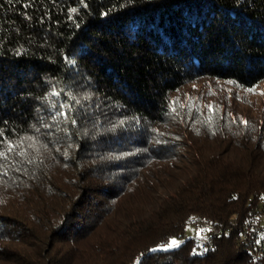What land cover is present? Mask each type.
<instances>
[{
	"label": "trees",
	"instance_id": "1",
	"mask_svg": "<svg viewBox=\"0 0 264 264\" xmlns=\"http://www.w3.org/2000/svg\"><path fill=\"white\" fill-rule=\"evenodd\" d=\"M201 79L264 83V0H0V264H264V108Z\"/></svg>",
	"mask_w": 264,
	"mask_h": 264
},
{
	"label": "rangeland",
	"instance_id": "2",
	"mask_svg": "<svg viewBox=\"0 0 264 264\" xmlns=\"http://www.w3.org/2000/svg\"><path fill=\"white\" fill-rule=\"evenodd\" d=\"M253 91L244 90L232 86L228 83L217 82L209 79H201L193 84L185 86L179 93V97L187 100H216L219 103L224 99H228L230 108L235 106L246 108L249 105H254L258 110L264 108V83L252 88ZM255 232L258 237L261 236V230L264 231V207L258 210L256 216ZM257 226L261 229L258 230ZM206 230V229H205ZM204 231V230H203ZM207 232V231H205ZM255 236V233L254 235ZM205 235L202 231L196 228L193 224H189L186 228L185 234L182 238H175L180 245L187 239H202ZM256 242L257 237L253 238Z\"/></svg>",
	"mask_w": 264,
	"mask_h": 264
},
{
	"label": "built area",
	"instance_id": "3",
	"mask_svg": "<svg viewBox=\"0 0 264 264\" xmlns=\"http://www.w3.org/2000/svg\"><path fill=\"white\" fill-rule=\"evenodd\" d=\"M196 228L202 230H208L209 232L205 234V237L202 239H196L195 240V245L197 247H199L201 250L207 249L209 246H211L213 244V235L216 233H222L223 230L222 229H218V228H211L210 226L207 225V223H205L203 220L201 219H194L192 221V223ZM258 230H261L258 226H257ZM210 230L212 231L210 233ZM231 228L226 230V233L231 232ZM203 232V231H202ZM255 233V227L253 226V224H250L247 228H246V232L244 234V238L243 240H250L253 237V234ZM255 243V252L257 256H264V231L261 230V236L257 237V240Z\"/></svg>",
	"mask_w": 264,
	"mask_h": 264
},
{
	"label": "snow or ice",
	"instance_id": "4",
	"mask_svg": "<svg viewBox=\"0 0 264 264\" xmlns=\"http://www.w3.org/2000/svg\"><path fill=\"white\" fill-rule=\"evenodd\" d=\"M73 11H75V9H73ZM249 90L253 91V89H249ZM244 123H245V125H247L246 121ZM0 144H6L7 145L6 150L3 151V152H0V157H3L5 159L7 158V153L15 150V148L17 147V145H15V144L7 141V140H0ZM178 247H180V243L176 239L173 238V239H171L169 241V243L166 246H162V247H160L158 249H150L149 251L150 252H154V251H169L171 249L178 248Z\"/></svg>",
	"mask_w": 264,
	"mask_h": 264
}]
</instances>
